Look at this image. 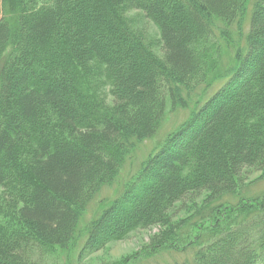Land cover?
I'll use <instances>...</instances> for the list:
<instances>
[{
	"label": "trees",
	"instance_id": "16d2710c",
	"mask_svg": "<svg viewBox=\"0 0 264 264\" xmlns=\"http://www.w3.org/2000/svg\"><path fill=\"white\" fill-rule=\"evenodd\" d=\"M249 2L1 0L0 264H72L80 241L79 258L152 227L154 242L120 264H264V0L245 33ZM135 13L157 28L159 53ZM178 110L191 114L81 230Z\"/></svg>",
	"mask_w": 264,
	"mask_h": 264
},
{
	"label": "rangeland",
	"instance_id": "374dc122",
	"mask_svg": "<svg viewBox=\"0 0 264 264\" xmlns=\"http://www.w3.org/2000/svg\"><path fill=\"white\" fill-rule=\"evenodd\" d=\"M249 1L250 2L247 6L246 16L245 18H243V21L245 22V33H247L248 31L250 15L253 11V5L257 0ZM134 16L136 18L135 24L145 30L147 41L152 45L154 52L159 53L160 44L157 28L149 20L144 19L140 13H135ZM1 17L2 5L0 0V19ZM236 37L237 35L234 34L233 38L235 41H237ZM228 52L229 51H227L225 57H223L221 67L217 72L218 75L215 74L209 78L208 83L211 84V87L206 92V95H204V101L202 102V104L211 96H213L216 91L220 89V87H222V82L224 80H222L223 78H221V76L223 77L225 71L229 68L230 62L234 55L232 54L230 56H227ZM92 79H94V82L90 84L92 95H94L96 100L100 102L106 99L109 101L111 90L109 84L99 76H93ZM200 92L201 89L198 91L196 90L195 93L193 92L192 96L194 101H197L199 99L198 95ZM190 114L191 112L189 110H178L176 113H168L155 138L137 147L134 154L130 156L127 164L122 168V171L115 181L114 185L105 187L97 197L96 201L91 204L84 212L80 223L81 230H84V228H86L91 223V221L95 217H97V215L103 210V208H105L104 206L109 201L116 200L123 194L126 185L133 180V176H135L134 174L138 173L141 163L143 161H146V159L151 154H155L164 145L169 135L176 131L180 127V125L189 118ZM259 176L260 174L258 173L249 174L246 178L247 181H245L246 184L249 185L250 182L257 179ZM259 187L260 190H264V182H262ZM159 231V227H152L150 229L137 231L124 240L108 244L103 250L97 253L84 255L83 257L79 258L78 255L83 245V242L80 241L78 247L76 246L74 251L72 252V264H120L125 259L133 257L143 248L149 247L154 242V238L158 236ZM68 256V253H57L56 257H54L56 259L54 260L52 258H48L46 260V264H66L69 259L67 258ZM163 261L167 262L168 260H164L163 258L155 262L148 261L141 264H163ZM167 264L171 263L167 262Z\"/></svg>",
	"mask_w": 264,
	"mask_h": 264
}]
</instances>
